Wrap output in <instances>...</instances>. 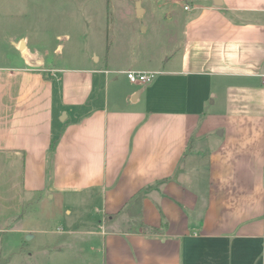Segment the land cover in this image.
Listing matches in <instances>:
<instances>
[{"label": "crops", "instance_id": "0c3cea01", "mask_svg": "<svg viewBox=\"0 0 264 264\" xmlns=\"http://www.w3.org/2000/svg\"><path fill=\"white\" fill-rule=\"evenodd\" d=\"M182 1L159 65L145 41L59 68L0 45V234L89 195L100 264H264V0Z\"/></svg>", "mask_w": 264, "mask_h": 264}, {"label": "rangeland", "instance_id": "374dc122", "mask_svg": "<svg viewBox=\"0 0 264 264\" xmlns=\"http://www.w3.org/2000/svg\"><path fill=\"white\" fill-rule=\"evenodd\" d=\"M181 13L174 0H0V45L4 52H14L12 38L27 34L31 45L59 68L91 62L92 50L108 56L113 44L132 41L144 48L145 41L153 64L159 65V51L168 49L160 32L168 29L170 15ZM82 199L69 202L72 215L58 199L29 205L27 213L0 234V264H100L98 247L91 253L86 246L90 237L81 234L104 218L96 211L100 201L89 195Z\"/></svg>", "mask_w": 264, "mask_h": 264}, {"label": "built area", "instance_id": "2783aa9c", "mask_svg": "<svg viewBox=\"0 0 264 264\" xmlns=\"http://www.w3.org/2000/svg\"><path fill=\"white\" fill-rule=\"evenodd\" d=\"M178 2L179 0H174ZM186 10L189 9L188 6L185 7ZM159 73L157 72H136V71H129L127 72V78L132 83H138V84H151L154 82V80L157 78Z\"/></svg>", "mask_w": 264, "mask_h": 264}, {"label": "trees", "instance_id": "16d2710c", "mask_svg": "<svg viewBox=\"0 0 264 264\" xmlns=\"http://www.w3.org/2000/svg\"><path fill=\"white\" fill-rule=\"evenodd\" d=\"M144 229L147 230V227L145 226ZM149 230H150V232L158 233V230H157V229H153V228H152V229H149Z\"/></svg>", "mask_w": 264, "mask_h": 264}, {"label": "water", "instance_id": "95a60500", "mask_svg": "<svg viewBox=\"0 0 264 264\" xmlns=\"http://www.w3.org/2000/svg\"><path fill=\"white\" fill-rule=\"evenodd\" d=\"M214 1H216V0H214ZM138 6H139V4H138ZM142 9H139V13L141 14L142 13ZM22 46H23V44H22Z\"/></svg>", "mask_w": 264, "mask_h": 264}]
</instances>
